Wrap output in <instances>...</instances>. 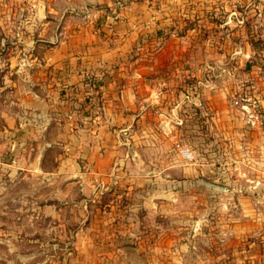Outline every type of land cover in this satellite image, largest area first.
<instances>
[{
  "label": "rangeland",
  "instance_id": "obj_1",
  "mask_svg": "<svg viewBox=\"0 0 264 264\" xmlns=\"http://www.w3.org/2000/svg\"><path fill=\"white\" fill-rule=\"evenodd\" d=\"M132 6L142 16L137 28H190L195 24L209 28L205 34L191 32L165 42V55L175 58L173 54L180 46L187 47L194 40L193 51L181 57L191 56V64L181 75L180 70L176 71L178 63L162 61L163 52L156 50L160 43L142 53L152 57V64L143 70L151 66L150 72L159 69L161 73L178 74L173 81L179 80V88L194 98L190 105H182L184 111L173 142L169 134L164 135L163 146L156 148L142 143L140 130L133 132L129 150L151 159L144 162L143 168L170 170L167 177L149 178L143 205L134 213L135 219L142 220L138 226L147 237L144 247L155 250L153 254L156 250L166 251L164 264H172L168 252L178 249L192 252L184 258L186 264H264L263 203L254 211L261 214L260 221L251 215L252 203L245 205L249 210L242 215V201L238 199L244 196L246 203L254 195L262 201L264 194L221 190V186L231 188L252 182L238 177L232 169L234 164L224 165L220 129L209 126L210 111L216 113L212 94L219 102L224 101L223 110H230L237 122L261 108L254 96L264 89V0H0V93L4 95L0 96V110H4L5 125H13L0 129L4 131L0 138V264H68L70 235L79 226L86 228V221L72 205L78 200L76 183L68 181L67 172L56 167L69 133L59 122L47 130H17L18 119L25 120L22 126L29 122L28 112L19 108L28 103V90L36 89L41 95L46 91L42 81L50 67L48 62L63 56L74 63L85 55L80 42L104 23L103 15L96 18L100 10L116 13ZM85 22L91 28H84ZM198 35L201 41L207 36L209 45L195 40ZM250 39L257 41L255 51ZM30 62L37 64L36 70ZM2 74L11 81L2 83ZM17 74L16 85H10ZM33 75L41 82L31 85L29 78ZM13 93L20 107L9 105ZM221 115L226 112L218 114V119L227 120ZM227 165L230 168L224 169ZM129 166L137 167L134 162ZM48 170L57 171L48 175ZM208 172L211 175L207 176ZM211 182L212 187L207 184ZM97 212L91 223L94 232L100 234L98 220L112 218L118 211L108 208ZM59 234L63 240H51ZM32 235L49 239L32 244L25 240ZM259 237L260 242L254 241ZM256 244L261 249V260L252 258L255 261L251 262V258L236 256L245 250L251 253ZM150 260L155 264L156 256Z\"/></svg>",
  "mask_w": 264,
  "mask_h": 264
},
{
  "label": "crops",
  "instance_id": "obj_2",
  "mask_svg": "<svg viewBox=\"0 0 264 264\" xmlns=\"http://www.w3.org/2000/svg\"><path fill=\"white\" fill-rule=\"evenodd\" d=\"M133 8L132 6L130 10H118L116 13L115 10L108 13L100 10L96 18L103 15L104 23L101 24V30L98 28L97 31H93V34L100 32L98 35L100 37L92 34L80 42L85 52L83 57H77L74 63L63 56L52 59L48 62L50 67L42 81V85L46 87L44 94H39L36 89L28 90L29 94L25 96L28 103L24 106L14 101L16 93H13L9 100L10 106L12 104L21 106L19 110L27 111L29 116V122L25 124L27 126H22L25 120L18 119L15 129L47 130L50 125L59 122L68 130L67 137H69L63 144L64 151L56 167L67 172L68 181L76 183L78 200L72 205L83 217L82 221H86L85 229L78 225V229L72 236L70 235L72 244L68 246V264H153L150 260L152 256H156L155 264H164L162 257L165 256L166 251L156 250L157 254H153L155 250L144 247L147 237L138 226L142 220L133 216L137 208L140 209L143 205L149 178L167 177L170 170L143 168L144 162L151 159L134 154L129 147L134 139L132 138L134 130L141 131L142 143L149 146L156 148L163 146L164 135L168 134V139L173 142L177 135L175 130L181 122L182 110L184 111L182 105H190L191 99L194 98L188 91L184 92L179 88V80L173 81L178 74L161 73L159 69L150 72L149 69H153L151 66L147 71L143 70L152 64V57H144L142 53L143 50L148 52L154 44L160 43L156 50L161 49L163 52L162 61L167 63L166 61L173 60V65L178 63L176 71L180 70L181 75L182 70L191 64V56L185 59L181 57L193 51L194 40L187 47L180 46L178 52L173 54L175 58L171 56L167 58L165 55L168 50L164 48L165 42L172 37L177 40L191 32L197 35L202 31L205 34L209 28L201 29L196 24L190 28H137L136 24L142 20V16ZM89 15L92 16V13ZM83 17H88V14L86 16L83 14ZM84 26L91 28L87 22ZM156 30L159 32L154 33ZM204 37L201 41V36L198 35L195 40L201 42V45L202 43L209 45L206 41L207 36ZM4 62L10 66V63ZM30 63L35 65L36 70L37 64ZM1 65L3 64L0 62V73ZM145 65L147 66L144 67ZM2 77L4 79V74ZM18 77L19 74L14 76L10 85H16L14 80ZM35 77L33 75L29 78L32 81L31 85L41 82L35 81ZM8 81L11 79L6 77L2 83ZM258 93L254 97L257 98L260 110L257 113L247 114L244 120L238 122L234 114H230V110H223V100L219 102L214 94L210 96L215 104L213 109H216V113L210 111L212 116L210 115L209 126L211 129L213 127L220 129L221 160L224 165L229 162L234 164L232 169L236 171V175L246 177L245 181L252 182L231 188L227 185L221 186V190L229 191L234 188L237 192L264 194V89H259ZM0 96L3 98L4 95L0 93ZM3 112L4 110H0V129L4 130L13 125L9 123L5 125ZM221 112H226L227 115L221 116L226 117L227 120L218 119V114ZM13 119L15 123V117ZM206 121H208L207 117ZM3 137L4 131H0V138ZM49 145L46 143V146ZM131 161L137 166L136 168L129 166H132ZM223 168L230 167L227 165ZM54 171L57 170H48L45 173L49 175ZM209 172L206 173L207 176L212 173ZM205 180L208 182L207 179ZM160 183L165 184V182ZM207 184L213 186L212 182ZM248 198L246 200L248 202L245 203L244 196L238 197L242 201L240 204L242 215H245V210H249L245 205L252 203L251 215L254 220L261 221V214L254 211L261 202L264 207V199L261 201L254 195ZM108 208H115L118 212L105 221L98 220L101 232L97 234L94 232L91 220L96 218L99 213L97 211L101 210L102 213ZM63 238L64 236L59 234L51 240H63ZM47 239L49 236L40 238L32 235L25 238L26 241L33 242L32 244ZM261 239L259 237L254 241L260 242ZM260 250L259 244H256V249L253 247L251 253H244L245 250L236 256L241 259L251 258V262L255 259L259 261ZM168 253L172 264H186L184 258L191 256L192 252L178 249Z\"/></svg>",
  "mask_w": 264,
  "mask_h": 264
},
{
  "label": "trees",
  "instance_id": "obj_3",
  "mask_svg": "<svg viewBox=\"0 0 264 264\" xmlns=\"http://www.w3.org/2000/svg\"><path fill=\"white\" fill-rule=\"evenodd\" d=\"M159 32V30H156V31H154V33H158ZM250 44H251V46L254 48L253 50L255 51L258 47V45H257V41H255V42H253L251 39H250ZM260 49H262V48H260Z\"/></svg>",
  "mask_w": 264,
  "mask_h": 264
},
{
  "label": "built area",
  "instance_id": "obj_4",
  "mask_svg": "<svg viewBox=\"0 0 264 264\" xmlns=\"http://www.w3.org/2000/svg\"><path fill=\"white\" fill-rule=\"evenodd\" d=\"M185 156L189 157V154H185Z\"/></svg>",
  "mask_w": 264,
  "mask_h": 264
}]
</instances>
